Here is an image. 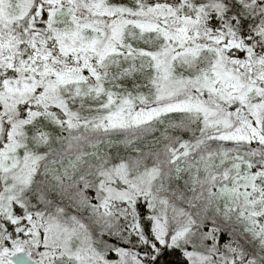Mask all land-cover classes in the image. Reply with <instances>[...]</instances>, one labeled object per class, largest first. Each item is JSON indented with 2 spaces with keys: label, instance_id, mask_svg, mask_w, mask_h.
I'll return each instance as SVG.
<instances>
[{
  "label": "snow or ice",
  "instance_id": "6c2138e0",
  "mask_svg": "<svg viewBox=\"0 0 264 264\" xmlns=\"http://www.w3.org/2000/svg\"><path fill=\"white\" fill-rule=\"evenodd\" d=\"M0 264H264V0H0Z\"/></svg>",
  "mask_w": 264,
  "mask_h": 264
}]
</instances>
